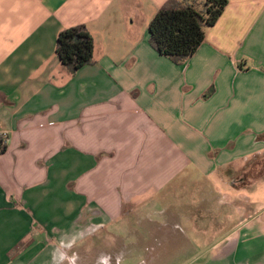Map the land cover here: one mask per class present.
<instances>
[{"label":"crops","instance_id":"1","mask_svg":"<svg viewBox=\"0 0 264 264\" xmlns=\"http://www.w3.org/2000/svg\"><path fill=\"white\" fill-rule=\"evenodd\" d=\"M227 1L175 65L149 44L167 0H0V264H66L138 209L148 234L215 235L204 264H264V164L233 187L264 161V0ZM76 25L94 63L71 76L55 46Z\"/></svg>","mask_w":264,"mask_h":264},{"label":"rangeland","instance_id":"2","mask_svg":"<svg viewBox=\"0 0 264 264\" xmlns=\"http://www.w3.org/2000/svg\"><path fill=\"white\" fill-rule=\"evenodd\" d=\"M264 164V161L260 158L249 161L243 168L244 175L242 173L234 174L233 187L239 188L244 183L247 176L257 178V172L260 170V166ZM257 176V177H256ZM260 176V173H259ZM180 193L190 195L191 188L181 187ZM183 190V191H182ZM170 191H172L170 189ZM176 193V192H174ZM166 196L162 194L158 201L160 206H167L170 211L176 210L178 205L176 198ZM154 203V202H153ZM136 216L132 217L131 229H127L123 225H127L125 218L118 220L120 230L113 231L114 228L107 226L104 230L98 231L83 242L73 248L67 253L71 257V261L66 264H204V256L208 255V238L214 237L213 234H207L202 237V234L188 231L176 232L171 229H164L162 233L157 231L155 233L148 234L144 231L142 224H134L139 220V209L135 212ZM156 220V219H155ZM236 219L233 218L232 223ZM159 221V219H158ZM209 236V237H208ZM207 239V240H206ZM150 242V246L145 242ZM211 246V245H210ZM123 259H130L131 262H122Z\"/></svg>","mask_w":264,"mask_h":264},{"label":"trees","instance_id":"3","mask_svg":"<svg viewBox=\"0 0 264 264\" xmlns=\"http://www.w3.org/2000/svg\"><path fill=\"white\" fill-rule=\"evenodd\" d=\"M227 4V0H167L148 24L150 47L173 64H182L195 53ZM93 52L94 42L84 25L69 27L57 36L55 54L68 75L92 65ZM4 150L0 148V153Z\"/></svg>","mask_w":264,"mask_h":264},{"label":"built area","instance_id":"4","mask_svg":"<svg viewBox=\"0 0 264 264\" xmlns=\"http://www.w3.org/2000/svg\"><path fill=\"white\" fill-rule=\"evenodd\" d=\"M8 141V137L5 133L0 132V148H4Z\"/></svg>","mask_w":264,"mask_h":264}]
</instances>
